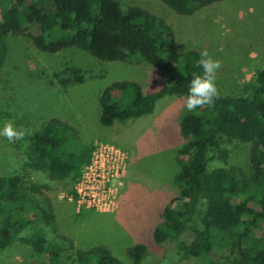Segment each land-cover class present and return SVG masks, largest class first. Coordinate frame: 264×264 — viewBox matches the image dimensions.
Instances as JSON below:
<instances>
[{
    "label": "trees",
    "instance_id": "1",
    "mask_svg": "<svg viewBox=\"0 0 264 264\" xmlns=\"http://www.w3.org/2000/svg\"><path fill=\"white\" fill-rule=\"evenodd\" d=\"M219 0H161L178 15L189 16ZM7 35L27 38L33 47L54 54L79 49L100 62L152 66L165 80L158 90L144 94L133 81H116L99 95V122L111 126L151 114L165 96H187L194 75L202 74L196 50L179 52L174 34L163 19L136 5L117 0H0V69L6 58ZM51 84L61 87L81 83L79 68L66 66L52 73ZM3 126L0 120V127ZM182 145L172 182L178 194L161 211L152 231L153 243H177V260L193 257L211 264V257H233L232 264H264V66L245 93L222 95L211 105L184 113L178 123ZM19 140L4 142L23 155L26 167L44 173L49 181L78 177L89 159L91 145H83L77 130L57 118L39 130L23 132ZM249 143L251 172L236 178L224 168L207 169L209 154L231 141ZM44 183L26 181L19 174L0 176V252L15 239L31 249L30 264H140L149 254L137 243L125 249L130 260L117 259L103 244L75 248L66 260L59 245L48 240L57 233L53 206ZM201 208L200 227L192 226ZM30 234L20 237L21 232ZM191 231V240L179 241Z\"/></svg>",
    "mask_w": 264,
    "mask_h": 264
},
{
    "label": "rangeland",
    "instance_id": "2",
    "mask_svg": "<svg viewBox=\"0 0 264 264\" xmlns=\"http://www.w3.org/2000/svg\"><path fill=\"white\" fill-rule=\"evenodd\" d=\"M136 5L160 17L174 34L179 52L207 50L220 62L215 84L219 96L245 93L255 72L264 66V0H219L192 15L183 16L167 8L161 0H117ZM6 58L0 69V120L11 121L18 130L32 132L50 118L73 126L83 145L98 141L114 144L127 153V168L118 192V207L111 213L81 211L76 213L65 195L70 181H49L44 173L26 167L23 155L0 139V176L19 174L26 181L49 185L47 192L53 206L57 233H47L48 240L60 246L66 260L75 248L87 249L103 244L124 263L130 260L125 249L137 243L147 246L149 254L140 264H174L177 243H153L152 231L161 221V211L178 194L173 175L178 170L175 157L183 141L179 133L180 117L186 96H165L158 100L151 114L103 126L99 122L98 98L116 81H133L144 94L154 92L166 82L152 66L137 63L100 62L79 49H65L54 54L36 50L22 36L7 35ZM66 66L79 68L84 80L61 87L51 84L52 73ZM1 138V136H0ZM249 143L231 141L209 154L207 169L224 168L236 178L248 176ZM201 208L192 224L199 228ZM30 234L21 232L20 237ZM187 231L179 241H190ZM64 237V238H63ZM31 249L15 239L0 252V264H30ZM211 264H232L233 257H211ZM189 257L179 264H200Z\"/></svg>",
    "mask_w": 264,
    "mask_h": 264
},
{
    "label": "built area",
    "instance_id": "3",
    "mask_svg": "<svg viewBox=\"0 0 264 264\" xmlns=\"http://www.w3.org/2000/svg\"><path fill=\"white\" fill-rule=\"evenodd\" d=\"M127 153L112 143L91 145L89 159L80 166L78 177L65 195L76 213H111L118 207L121 179L127 168Z\"/></svg>",
    "mask_w": 264,
    "mask_h": 264
},
{
    "label": "clouds",
    "instance_id": "4",
    "mask_svg": "<svg viewBox=\"0 0 264 264\" xmlns=\"http://www.w3.org/2000/svg\"><path fill=\"white\" fill-rule=\"evenodd\" d=\"M200 56L201 59L197 61V64L202 69V74L194 75L188 86V94L185 98V108L188 111L200 106L211 105L219 95L215 80L220 62L212 59L207 50L202 51ZM23 134V131L14 127L11 121L5 122L0 127V136L9 142L21 139Z\"/></svg>",
    "mask_w": 264,
    "mask_h": 264
}]
</instances>
